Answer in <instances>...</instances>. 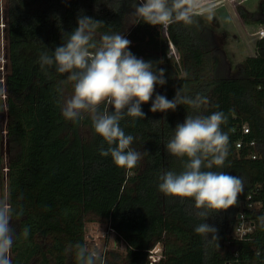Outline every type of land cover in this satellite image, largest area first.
I'll list each match as a JSON object with an SVG mask.
<instances>
[{"label": "trees", "instance_id": "16d2710c", "mask_svg": "<svg viewBox=\"0 0 264 264\" xmlns=\"http://www.w3.org/2000/svg\"><path fill=\"white\" fill-rule=\"evenodd\" d=\"M141 2L3 0L8 150L3 152L0 129V201L5 202L7 169L12 264H78L74 246L87 245L90 219L106 222L126 245L124 263L110 252L104 264H150V251L158 244L157 264H264V37L257 40L255 55L243 59L231 75L217 18L195 14L191 25L153 26L132 15ZM237 10L245 24L264 28V0L256 12L241 5ZM82 15L103 22L96 31L97 43L103 34L120 33L137 58L151 61L154 70H165L166 83L157 85L152 99L141 105L144 118L125 116L120 121L125 134L134 137L131 148L142 154L141 169L132 177L111 155H100L101 145H109L95 133L90 113L78 121L62 115L66 93L73 94L72 82L61 83L68 74L58 73L54 65L40 66V55H51L61 46ZM177 90L208 102L198 108L178 105L174 111H150L156 94L172 100ZM106 109L114 111L106 102L98 106L99 113ZM217 111L227 117L221 129L229 137L228 156L222 167L202 170L241 178L243 192L230 208L208 210L205 220L198 215L204 209H197L193 199L167 196L158 186L161 175L178 174L187 162L166 149L176 126L187 115ZM81 126L88 128V139L81 136ZM246 126L249 133L244 134ZM240 213L254 229L243 238L229 239ZM201 223L217 229L216 239L194 231Z\"/></svg>", "mask_w": 264, "mask_h": 264}, {"label": "clouds", "instance_id": "9594fccd", "mask_svg": "<svg viewBox=\"0 0 264 264\" xmlns=\"http://www.w3.org/2000/svg\"><path fill=\"white\" fill-rule=\"evenodd\" d=\"M203 0H142L134 6L132 15L142 18L145 23L167 28L174 22L186 25L194 23L197 9H202ZM230 19V18H227ZM78 26L68 34L67 40L49 55L39 57L41 68L55 66L58 73H67L72 82L73 94L65 100L62 115L65 119L78 121L83 113H90L96 134L109 145L100 147L101 156H109L121 168L132 169L142 154L131 148L132 135H126L120 127L125 116L144 118L141 105L148 103L157 85H164L165 70L153 69L151 61L137 58L129 51L130 41L120 33L103 34L99 43L95 40L97 29L103 24L88 16H79ZM114 111L98 112V106L105 103ZM207 98L181 95L177 90L174 99L156 94L150 111L155 113L175 110L178 105L193 108L206 104ZM227 117L221 111L208 116L187 115L184 122L175 128L173 138L167 143V151L179 158H187L180 173L168 171L159 177V190L167 196L190 198L197 209H204L199 216L208 218V210L228 209L235 205L243 192L241 178L220 171H205L214 166L222 167L228 156V134L221 125ZM12 207L0 201V264H12L10 251L14 242V230L10 221ZM194 231L200 235L214 234L217 229L201 223ZM29 229H23L27 238ZM75 257L78 264H104L96 251H89L87 245L76 244ZM259 256V252L256 253Z\"/></svg>", "mask_w": 264, "mask_h": 264}, {"label": "rangeland", "instance_id": "374dc122", "mask_svg": "<svg viewBox=\"0 0 264 264\" xmlns=\"http://www.w3.org/2000/svg\"><path fill=\"white\" fill-rule=\"evenodd\" d=\"M261 1L262 0H203L202 9L210 8L211 12L201 11V9H197L196 11V14L204 16L207 20L217 18L220 21H218L219 24L221 23L219 28L223 29V35H221L220 38L222 39L225 48L223 57L228 74H235V69L239 63L246 57L255 54V43L259 39L256 31H259L260 27L255 24H245L242 21L245 24L244 25L240 20L237 7L241 5L248 11L256 12L260 8ZM254 32L256 33L253 34ZM5 53L6 40L5 37L4 39H1L0 36V107H3L0 112V129L2 130V136L4 137V153L8 150V146L6 145L7 114L4 106L6 95L3 79L6 73V69L4 68L6 62ZM171 53L174 56V60L177 56V52L173 47L171 48ZM71 95V93H66V100L70 98ZM80 132L84 139L89 138L90 134L87 127L81 126ZM142 161L143 159L141 158L134 168L128 169V177H132L139 173ZM7 173V169H4L5 178L3 180V187L5 202H7L8 196ZM86 240L89 251L94 250L101 255L104 254L107 259H109L108 255L110 252L118 254L122 258L120 263H124V259L127 255L126 245L110 230V227L106 222L90 219L86 224ZM159 253L160 250L157 254H152L151 258L153 256H158Z\"/></svg>", "mask_w": 264, "mask_h": 264}, {"label": "built area", "instance_id": "2783aa9c", "mask_svg": "<svg viewBox=\"0 0 264 264\" xmlns=\"http://www.w3.org/2000/svg\"><path fill=\"white\" fill-rule=\"evenodd\" d=\"M4 29H5L4 4H3V0H0V36H1V39H4V33H5ZM257 34H258L259 38H263L264 37V28H260L259 31H257ZM243 132H244V134L249 133V128L247 126L244 127ZM241 145H242L241 141L237 142V144H236L237 148H240ZM129 186H131V185L129 184ZM248 207L252 208L253 204H248ZM239 219H240V222L237 225L235 232L229 236V239L230 238L231 239H240V238H243L244 236L248 235L249 233H251L253 231L254 224L247 219V217L244 213L239 214ZM110 230L112 232H114L115 235H117V237H119L120 240L125 244L123 236L121 234H118V232L111 227H110ZM157 249L160 250L159 255L155 256V257L153 256L151 258L152 254L158 253L159 250H157ZM92 251H94V250H92ZM160 254H161V246L158 244L155 246V248L152 251H150V264H157V262L160 258ZM99 255L102 258V260L104 261L106 258L105 255L104 254H102V255L99 254Z\"/></svg>", "mask_w": 264, "mask_h": 264}, {"label": "crops", "instance_id": "0c3cea01", "mask_svg": "<svg viewBox=\"0 0 264 264\" xmlns=\"http://www.w3.org/2000/svg\"><path fill=\"white\" fill-rule=\"evenodd\" d=\"M241 20V19H240ZM241 22H242V20H241ZM243 23V22H242ZM244 24V23H243ZM245 25V24H244ZM257 32V31H256ZM256 32H254L253 34H255ZM234 36V35H233ZM235 39H236V37H235ZM255 50H256V43H255ZM255 53H256V51H255ZM255 55V54H254Z\"/></svg>", "mask_w": 264, "mask_h": 264}, {"label": "snow or ice", "instance_id": "6c2138e0", "mask_svg": "<svg viewBox=\"0 0 264 264\" xmlns=\"http://www.w3.org/2000/svg\"><path fill=\"white\" fill-rule=\"evenodd\" d=\"M158 250V249H157Z\"/></svg>", "mask_w": 264, "mask_h": 264}]
</instances>
